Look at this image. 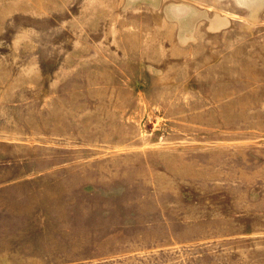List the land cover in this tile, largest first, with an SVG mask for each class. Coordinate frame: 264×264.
Segmentation results:
<instances>
[{"label":"rangeland","instance_id":"rangeland-1","mask_svg":"<svg viewBox=\"0 0 264 264\" xmlns=\"http://www.w3.org/2000/svg\"><path fill=\"white\" fill-rule=\"evenodd\" d=\"M0 264H264V0H0Z\"/></svg>","mask_w":264,"mask_h":264}]
</instances>
